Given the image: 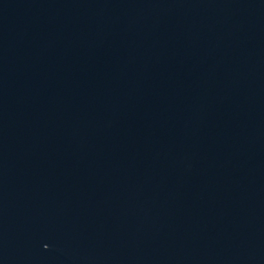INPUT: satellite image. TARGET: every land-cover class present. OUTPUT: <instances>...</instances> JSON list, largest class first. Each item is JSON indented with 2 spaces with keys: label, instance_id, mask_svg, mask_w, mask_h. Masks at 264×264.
Segmentation results:
<instances>
[{
  "label": "water",
  "instance_id": "obj_1",
  "mask_svg": "<svg viewBox=\"0 0 264 264\" xmlns=\"http://www.w3.org/2000/svg\"><path fill=\"white\" fill-rule=\"evenodd\" d=\"M0 264H264V0H0Z\"/></svg>",
  "mask_w": 264,
  "mask_h": 264
}]
</instances>
